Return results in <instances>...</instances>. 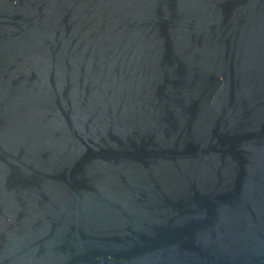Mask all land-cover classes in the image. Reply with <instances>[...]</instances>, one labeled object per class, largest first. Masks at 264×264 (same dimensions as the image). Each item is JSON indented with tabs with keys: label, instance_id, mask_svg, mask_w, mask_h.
<instances>
[{
	"label": "water",
	"instance_id": "95a60500",
	"mask_svg": "<svg viewBox=\"0 0 264 264\" xmlns=\"http://www.w3.org/2000/svg\"><path fill=\"white\" fill-rule=\"evenodd\" d=\"M0 264H264V0H0Z\"/></svg>",
	"mask_w": 264,
	"mask_h": 264
}]
</instances>
